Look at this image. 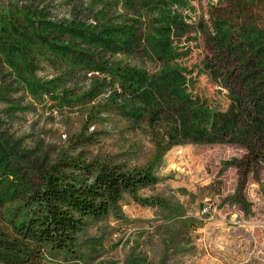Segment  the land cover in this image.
Segmentation results:
<instances>
[{"label": "rangeland", "instance_id": "obj_1", "mask_svg": "<svg viewBox=\"0 0 264 264\" xmlns=\"http://www.w3.org/2000/svg\"><path fill=\"white\" fill-rule=\"evenodd\" d=\"M167 15L181 29L160 58ZM219 22L232 30L234 58L249 49L244 31L264 34V0H0V241L13 239L30 187L64 150L84 163L152 165L158 182L138 195L179 208L124 193L117 214L85 221L75 253L45 247L39 264H264V156L241 163L251 123L264 131V92L247 79L231 93L213 77L219 52L207 32ZM128 30L125 48L111 40ZM165 63L193 71L184 93L194 105L228 114L205 139L169 142L162 125L179 101L159 92ZM129 67L151 79L140 91L151 90L161 125L131 114L142 97L116 73Z\"/></svg>", "mask_w": 264, "mask_h": 264}, {"label": "trees", "instance_id": "obj_2", "mask_svg": "<svg viewBox=\"0 0 264 264\" xmlns=\"http://www.w3.org/2000/svg\"><path fill=\"white\" fill-rule=\"evenodd\" d=\"M167 17L164 26L158 29L159 37L155 41L156 53L160 58L164 57L165 52L172 50L171 42L173 35L176 34L175 30L181 29L175 18L170 15ZM125 33L124 37L119 36L111 40L119 47L133 43L130 31ZM207 33L212 35L219 52L211 65L212 75L217 83L228 88L231 93L237 94L239 91L233 89L234 86H241L247 79H255V83L264 92V34L253 30L244 31L239 37L241 40L249 41V49L240 50L233 58L225 55L234 54L237 50L231 29L224 26L223 22H219L214 23L212 30H208ZM221 65H228L231 68L222 69ZM161 68L160 94H163V97L167 95L169 103L172 102L170 99L172 95L179 101L175 112L165 115L166 123L162 125L166 127L169 142L174 144L189 141L190 137L202 140L208 133L217 131L228 114L217 108L196 106L192 103L191 95L184 92L187 88L191 89L197 80L196 76H192L193 71L179 64L165 63ZM116 73L122 77V86L130 88V94L139 98L141 96L143 99H140L143 105L134 106L131 114L137 118L145 116L151 125L160 124L163 121L160 115L161 108L146 103L145 97L148 96L146 92L151 90L140 91L144 84L149 85L148 87L153 85L148 74L135 67L124 68ZM263 133L258 123H251L246 131L248 141L243 145L247 152L241 158V163L249 168L264 156ZM4 152V150L0 152V158H4ZM155 154L156 158L161 155ZM77 159V156L67 155L61 150L57 158L43 170L38 181L30 187L32 191L28 194L24 214L13 224L15 233L13 239L0 241V262L39 264L45 247L65 254L75 253V237L85 221L102 219L109 213L117 214L124 193H129L142 205L179 208L159 197L147 198L138 195L139 188L158 182L152 165L127 168L121 163L108 160L92 164ZM18 184L27 187V183L22 181ZM239 199L245 203L242 196ZM177 234L178 232H175L171 239Z\"/></svg>", "mask_w": 264, "mask_h": 264}]
</instances>
